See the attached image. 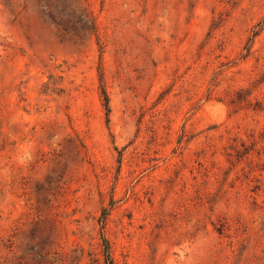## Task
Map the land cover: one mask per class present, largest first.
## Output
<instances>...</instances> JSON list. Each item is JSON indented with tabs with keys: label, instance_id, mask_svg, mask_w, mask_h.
<instances>
[{
	"label": "rangeland",
	"instance_id": "rangeland-1",
	"mask_svg": "<svg viewBox=\"0 0 264 264\" xmlns=\"http://www.w3.org/2000/svg\"><path fill=\"white\" fill-rule=\"evenodd\" d=\"M104 238L264 264V0H0V264H107Z\"/></svg>",
	"mask_w": 264,
	"mask_h": 264
},
{
	"label": "trees",
	"instance_id": "trees-1",
	"mask_svg": "<svg viewBox=\"0 0 264 264\" xmlns=\"http://www.w3.org/2000/svg\"><path fill=\"white\" fill-rule=\"evenodd\" d=\"M49 13H50V16H51L53 22L60 29L66 31V32H74V33H76L78 31V28L76 27L75 24L71 23L70 21H65L62 18H58L52 11H49ZM80 16H82V18H81L82 22H84V23H86V24L91 26V27H86L85 25H83L84 27H82V28H84V29L92 28L94 31H97V27H96V24L94 22V18L92 17V13L89 10L83 9L81 11V13H80ZM259 33H260V30L257 31V32H254L253 37L250 38V42L251 43L254 40V38L259 35ZM246 49H247V55H249L251 47L249 46ZM100 76H101L100 77L101 78V83H103L104 76H103L102 73L100 74ZM102 94H103L104 101H105V107H106V110H107V116L109 118V114H110L109 97H108V94H107V90L103 87V84H102ZM231 102L234 103L235 101H231ZM107 215H108V213L105 210L104 213H103V217L100 220L101 223H103V225H105ZM221 230H223V229H219V231H221ZM221 233H222V231H221ZM103 245H104L105 262L107 264H114L113 259H112V255H111V247H110V244H109V242H108V240L106 238L103 239Z\"/></svg>",
	"mask_w": 264,
	"mask_h": 264
}]
</instances>
